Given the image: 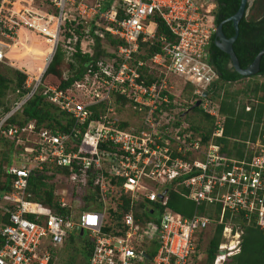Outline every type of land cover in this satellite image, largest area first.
<instances>
[{"label": "built area", "instance_id": "obj_1", "mask_svg": "<svg viewBox=\"0 0 264 264\" xmlns=\"http://www.w3.org/2000/svg\"><path fill=\"white\" fill-rule=\"evenodd\" d=\"M215 7L214 0H0V62L21 33L48 42L43 70L26 73V92L7 111L0 109V138L13 142L15 154L0 164V182L10 181L9 189L0 187V264H54L55 248L69 231L87 232L86 264H203L206 254L198 258L196 235L212 222L223 227L211 264H224L240 250L242 229L232 223L237 218L254 221L264 234V90L243 100L252 119L247 137L233 139L244 145L241 155L223 151V88L216 89L219 75L209 60ZM59 48L67 62L75 53L88 54L72 92L41 81ZM175 78L183 82L180 95ZM260 78L253 79L264 82ZM185 88L189 94L182 97ZM35 93L72 117L69 131L10 121ZM198 99L202 119L195 117L201 125L194 129V119L186 120L193 109L185 112ZM122 110L127 117L119 116ZM42 171L54 174V183L85 187L102 208L68 217L46 210L30 199V176ZM173 186L204 209L188 217L171 210L166 205ZM66 191L58 200L63 208L70 207ZM121 195L132 205L140 199L164 208L135 218L131 209L118 208ZM110 209L121 215L119 234L103 231Z\"/></svg>", "mask_w": 264, "mask_h": 264}, {"label": "trees", "instance_id": "obj_2", "mask_svg": "<svg viewBox=\"0 0 264 264\" xmlns=\"http://www.w3.org/2000/svg\"><path fill=\"white\" fill-rule=\"evenodd\" d=\"M214 2L216 7L213 12V21L216 25L223 21V34L227 38L231 37L234 34V29L232 22L226 19L234 14L238 9L240 0H214ZM160 31H166L162 24L160 25ZM107 38L110 39L111 43H116V40L111 39L110 36H107ZM232 48L241 68H245L249 63H251L255 55L264 48V0H253L252 4L248 8V13L240 18L238 22V34L232 44ZM154 50L155 47L149 48L148 52H152ZM97 55L99 54H96V56ZM72 58L73 62L65 61L64 53L59 52L57 49L44 71L42 84H52L58 89L66 92H72L73 83L83 76L84 64L88 59V54H81L79 52L75 53ZM209 60L219 75L220 83L217 84L216 89L218 90L223 88L219 109L225 115V118L223 136L219 140L223 143V151L228 154H232L234 152L236 155L240 156L241 151H243L242 149H244V145L233 139L243 140L247 137V128L252 119V112L244 110L245 104L243 103V100L249 94L256 95L258 91L264 90V82H258L253 79L256 75L264 74V54L260 57L258 73L245 77L228 66V55L216 46L213 37L209 46ZM66 70L67 72L64 75ZM25 78L26 74L17 69L12 70V76H7L0 72V109L2 111H7L11 106L9 105L8 99H6L7 91L14 93L16 89H19L18 95H15L12 101L16 100L17 96L26 92L27 89L24 88ZM246 78L247 81L241 88H228L231 83ZM224 84L229 85L224 86ZM184 91L189 94L188 88H185ZM213 94L215 97H217V95L220 96L219 93L216 92ZM239 99L240 101H238ZM92 109H94L92 116H97L98 110L95 109V107H92ZM199 110L200 109L197 107L192 111L199 112ZM261 110L262 107L260 105L255 115V124L251 135L252 139L257 132ZM30 120H34L37 127L44 126L47 128L57 129L60 132L69 131L73 125V119L68 113L59 110L54 104L44 99L40 93H35L30 99H28L23 104L21 113L10 119L11 122L18 124H22ZM198 126L199 125L192 124L194 129H197ZM209 131L210 128L205 130L207 133H209ZM4 141L8 143L9 150H12L13 142L8 140ZM6 162L10 163V157H7ZM64 171L68 174L66 169ZM53 177L54 174H47L45 171L36 172L30 176V189L33 193L30 196V199L40 203L46 210L68 217L76 208L78 210L90 208L85 204L74 207L73 203H75V199L78 198L84 203L89 200H92V202L96 200L90 192L85 190L77 191L76 187L68 183L54 184L49 182V180ZM92 183L93 182L90 179L88 181V185L91 187ZM8 184H10V181L9 178H6V181L0 182V187L2 189H9ZM63 188L67 189L65 198L70 203V207L63 208L58 205V200L62 195L61 193ZM95 193L96 190L94 194ZM121 198H123V205L118 206V208L123 212L131 209L134 217L139 219H148L150 217L149 211L151 210V207L156 210H162L164 208V206H161L158 201L151 202L148 200L137 199L132 205L129 197L121 195ZM160 198L161 197L159 195L158 199ZM166 206L187 217L192 215L195 210L199 211L204 209L203 205L196 207L193 200L188 198L186 191L182 188H178L177 186H173L169 189ZM101 208L102 202L99 201L97 202L95 209ZM28 217L32 219L33 215H28ZM235 221L242 229L240 250L238 253L228 257L224 264H264V234L261 229L255 225L254 221L248 222L241 218H237ZM121 225H123L121 224V215L114 213L113 210L110 209L102 227L103 231L119 234L120 232L117 230L121 228ZM215 225L216 226L214 227L213 232L210 233V236L208 235V230L199 235L200 238L205 236L207 237L204 241V253L206 254V258L202 261L203 264H211L215 252L217 251L218 243L222 240L221 232L223 223ZM87 245L88 249L85 253L86 259L84 264H86V260L91 249V243L89 241H87ZM155 251L156 246L154 245L150 249V254L153 255Z\"/></svg>", "mask_w": 264, "mask_h": 264}, {"label": "rangeland", "instance_id": "obj_3", "mask_svg": "<svg viewBox=\"0 0 264 264\" xmlns=\"http://www.w3.org/2000/svg\"><path fill=\"white\" fill-rule=\"evenodd\" d=\"M253 2V1H252ZM252 4V3H251ZM248 13V10L246 14ZM25 37V39L23 38ZM17 38V40L9 46V52H8V58L5 59V61L0 62V72L7 76H12V70L17 69L19 71H23V73H29L32 74V76L38 75L42 71V68L45 65L44 57L47 54L48 49V42L39 35H35L30 32H25V34ZM11 48V49H10ZM59 52H62V49H58ZM69 73V71H68ZM44 74V73H43ZM43 77V75H42ZM41 77V80H42ZM264 80V78H260ZM247 81L246 79L239 80L237 82H234L228 86L229 89H238L241 88ZM43 82V80H42ZM175 89L174 92L178 95L181 94V89L183 88V82L181 79L175 78ZM52 85V84H51ZM188 93L186 91L182 92V97H186ZM15 95L11 91H7L6 99L9 101V105L13 102ZM188 119L192 120L193 118H201L199 113L196 111H191L189 113ZM120 117H127L125 112L122 110L119 114ZM1 139V138H0ZM15 155L12 150H9V145L4 140L1 139L0 141V164L1 166L4 165L6 162L7 157H10L11 159H14ZM51 183L52 178L50 179ZM57 182V180H56ZM55 184V183H54ZM59 184V183H57ZM61 186V185H59ZM85 188V187H83ZM83 188H77V191H80ZM86 189V188H85ZM86 191V190H85ZM66 195V194H65ZM77 205H87L91 208H95L97 205V201L89 200L85 203L83 201H79V203H73V206L76 207ZM76 211L78 209L76 208L73 211V214H76ZM234 225H239L236 221L232 222ZM215 223H211L208 229V235L210 236V233L213 232ZM210 230V231H209ZM197 239H199V235H196ZM207 237H204V240ZM204 240L201 241V238L199 239L200 250L198 251L197 255L198 258L201 256L204 257ZM88 236L87 232L84 231L82 235L78 234L76 231H69V236L65 238V241L63 245H60L55 248L54 251V264H84L85 263V253L88 249L87 245ZM199 263V262H198ZM139 264H151L149 261L144 262L141 261Z\"/></svg>", "mask_w": 264, "mask_h": 264}, {"label": "water", "instance_id": "obj_4", "mask_svg": "<svg viewBox=\"0 0 264 264\" xmlns=\"http://www.w3.org/2000/svg\"><path fill=\"white\" fill-rule=\"evenodd\" d=\"M253 0H240L238 9L235 11L234 14H232L230 17H228L226 20H229L232 22V26L234 29V34L231 37H226L223 34L222 31V22L217 24L216 32L214 35V42L218 48H220L223 52H225L229 57V63L228 66L231 67L233 70H235L237 73H239L242 76L249 77L252 75H255L259 71V61L262 54H264V48L261 49L253 58L251 63H249L245 68H241L238 62V59L233 51L232 44L235 41L237 34H238V22L240 18L246 14L249 6L251 5ZM202 96H206V92H203ZM201 100H196L185 112L197 108L200 104ZM184 113V114H185ZM165 192V191H164ZM83 234V231H80V235ZM241 245V244H240ZM143 254L146 256L147 259H150L151 256L145 252Z\"/></svg>", "mask_w": 264, "mask_h": 264}, {"label": "crops", "instance_id": "obj_5", "mask_svg": "<svg viewBox=\"0 0 264 264\" xmlns=\"http://www.w3.org/2000/svg\"><path fill=\"white\" fill-rule=\"evenodd\" d=\"M20 36L23 37V33H21ZM193 119H194V120L191 121L192 124H196V123H198L196 118H193ZM196 125H199V124H196ZM200 125H201V124H200ZM200 125L198 126V128L200 127ZM90 208H91V207H90ZM79 211H80V210L76 211V214H78Z\"/></svg>", "mask_w": 264, "mask_h": 264}, {"label": "flooded vegetation", "instance_id": "obj_6", "mask_svg": "<svg viewBox=\"0 0 264 264\" xmlns=\"http://www.w3.org/2000/svg\"><path fill=\"white\" fill-rule=\"evenodd\" d=\"M262 75H264V74H262Z\"/></svg>", "mask_w": 264, "mask_h": 264}]
</instances>
